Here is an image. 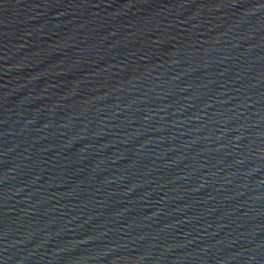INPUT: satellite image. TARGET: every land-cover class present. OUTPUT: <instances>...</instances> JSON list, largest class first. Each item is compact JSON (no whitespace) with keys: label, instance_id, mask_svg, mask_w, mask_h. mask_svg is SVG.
<instances>
[{"label":"water","instance_id":"95a60500","mask_svg":"<svg viewBox=\"0 0 264 264\" xmlns=\"http://www.w3.org/2000/svg\"><path fill=\"white\" fill-rule=\"evenodd\" d=\"M0 264H264V0H0Z\"/></svg>","mask_w":264,"mask_h":264}]
</instances>
